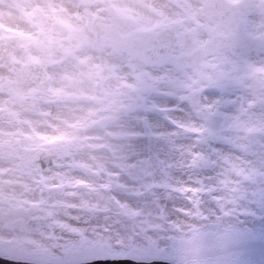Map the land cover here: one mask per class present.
<instances>
[{
  "label": "rangeland",
  "instance_id": "1",
  "mask_svg": "<svg viewBox=\"0 0 264 264\" xmlns=\"http://www.w3.org/2000/svg\"><path fill=\"white\" fill-rule=\"evenodd\" d=\"M167 31L179 43L174 57L149 65L152 36ZM179 54H192V66L177 68ZM220 78L233 101L221 111L246 129L243 135L258 137L264 127V0H0V167L14 166L13 196L30 190L51 217L26 232L56 248L73 228L91 230L99 208L112 217L106 226L113 231L104 234L110 240L117 227L159 235L163 224L143 203L157 181L151 170L133 168L135 123L145 104L166 107L173 95H196L215 111ZM174 115L196 123L183 112ZM99 120L102 128H96ZM14 123L33 136L17 139ZM92 135L104 147L93 146ZM78 179L88 186L75 187ZM55 180L58 192L49 184ZM128 242L126 235L123 246Z\"/></svg>",
  "mask_w": 264,
  "mask_h": 264
},
{
  "label": "snow or ice",
  "instance_id": "2",
  "mask_svg": "<svg viewBox=\"0 0 264 264\" xmlns=\"http://www.w3.org/2000/svg\"><path fill=\"white\" fill-rule=\"evenodd\" d=\"M227 88L224 78L216 81L215 111L196 95H173L166 107L145 104L135 123L133 168L151 170L157 181L143 203L162 222L160 234L117 227L106 241L113 229L106 226L112 217H104L103 227L73 228L72 239L56 245L52 264L130 260L101 255L123 247L126 235L153 253L136 264H264V127L258 137L243 135L246 129L221 111L233 103ZM177 112L196 123L181 121Z\"/></svg>",
  "mask_w": 264,
  "mask_h": 264
},
{
  "label": "flooded vegetation",
  "instance_id": "3",
  "mask_svg": "<svg viewBox=\"0 0 264 264\" xmlns=\"http://www.w3.org/2000/svg\"><path fill=\"white\" fill-rule=\"evenodd\" d=\"M167 32H165L164 34H161L160 32L154 33L152 38H155V41L153 43L159 44L160 39L163 40L164 38H166ZM188 55L190 57V55L192 54H188ZM180 57H181V54H179L178 58L174 61V64L177 68H178ZM18 143H21V142H18ZM40 149H39L40 152L37 151L36 149H34V151L41 153L40 155H43L44 153L43 147ZM37 161L39 162V160ZM47 162L48 161L41 160V165L45 166ZM12 170H15L13 165L11 166L7 165L4 167H0V235H6L8 237L5 239L11 240V241L13 239L14 241L12 242L17 241V243L20 241H27L28 243H34V244H36L37 241L42 242L38 239V234H30L29 232H26V229L27 227L31 229V228H34L35 226L40 225L46 217L47 218L45 221L50 222L51 217L50 216L44 217V214L42 213V208L44 207L43 200L39 196L37 198H33V197L30 198L28 196V194L30 193V190L26 188H22L20 191V194L18 193L17 196H13L14 193L12 190H18V189L16 187L17 184H16L15 177L9 176ZM24 179L26 180L27 178H24ZM33 179L39 180L40 178L38 176H34ZM74 182L75 181H73V183ZM77 182L75 184V187L78 186L79 188L84 189L85 187L88 186L86 181L77 180ZM49 184L50 185L53 184L54 189H56L55 191L57 192L59 191L60 188H59L58 181L55 180L53 183H49ZM12 185L16 189H13ZM68 186H69L70 191H72L73 189L70 188L72 186L70 185ZM21 187H23V185ZM67 199H70V198H67ZM105 212L106 210L96 208L94 213L92 214V218L97 221V219L95 218L100 217V220L97 222L101 223L104 221Z\"/></svg>",
  "mask_w": 264,
  "mask_h": 264
},
{
  "label": "water",
  "instance_id": "4",
  "mask_svg": "<svg viewBox=\"0 0 264 264\" xmlns=\"http://www.w3.org/2000/svg\"><path fill=\"white\" fill-rule=\"evenodd\" d=\"M166 38L170 41L169 47L164 53L160 51V45L156 44V49H153L147 55V62L150 64L165 63V61L178 48L177 37L174 34H167ZM173 38V39H172ZM184 59V57H183ZM187 62L186 59H184ZM189 64V62H187ZM191 66V63L190 65ZM179 67H183V64ZM152 251L147 248L133 247L130 243V248L127 250L111 251L110 248L104 250L101 255L115 259H130V260H100L94 264H136L135 261H148L152 258ZM254 257L259 260L261 253L259 246L256 247ZM53 257L47 256L45 252H37L36 250H27L18 244L5 246L3 241H0V264H52ZM135 260V261H133Z\"/></svg>",
  "mask_w": 264,
  "mask_h": 264
},
{
  "label": "bare ground",
  "instance_id": "5",
  "mask_svg": "<svg viewBox=\"0 0 264 264\" xmlns=\"http://www.w3.org/2000/svg\"><path fill=\"white\" fill-rule=\"evenodd\" d=\"M62 1V0H61ZM60 9L67 15V16H69V14L71 13L70 12V7L68 6V5H66V4H64V3H62V4H60ZM65 21H68V20H65ZM155 24V23H154ZM173 39V38H172ZM160 42H159V45L160 46H163V45H161V44H163V43H170V41H168L167 40V38H164L163 40H159ZM176 44L178 45L179 43L178 42H176ZM187 56H189L188 54H186ZM68 68H69V66H68ZM27 76H28V78H34V75H32L31 73H29L28 72V74H27ZM34 85V84H33ZM33 85H31V87L32 88H34V86ZM37 89H38V92L39 93H37L36 95H37V97H40L41 95H42V91L40 90V88L39 87H37ZM44 92H45V90H44ZM67 94H70V92L68 91V90H66L65 92H64V94L62 95V98H65V97H67ZM76 96H81V95H76ZM162 98V97H161ZM62 108L60 107V109L58 108V111L56 110V112H60V110H61ZM74 109L78 112V113H80L81 111H82V109L80 108V107H78V106H75L74 107ZM63 111V110H62ZM65 112V111H64ZM13 119L12 120H17V119H20L21 117H19V116H15V115H13V117H12ZM28 122H30V121H28ZM98 123V125H96V128H102V126L101 125H103L102 124V121L101 120H99V121H97ZM47 124L48 125H53V124H51L50 122H47ZM19 126V125H18ZM20 126H22V125H20ZM53 126H55V125H53ZM3 131H5V135L9 138V139H11V136H10V134H9V131L7 130V129H4V130H2L1 131V133H3ZM14 133H15V136H16V138L17 139H19V140H23L22 138H30V137H32L33 136V134L32 133H28V134H26V135H24V134H22V132L24 131V130H19V129H17V124H15L14 123ZM128 134L129 135H132L133 133L132 132H128ZM88 135H90V134H88ZM88 135H86L87 136V139L89 140V137H88ZM94 138H96L94 135H92ZM20 137H22V138H20ZM0 138H2V137H0ZM93 138V139H94ZM36 140H37V142H38V138L36 137L35 138ZM91 139L90 141L91 142H93L95 145H93V146H95V147H98V148H100V147H104V142L102 141V139ZM41 140H43V138H40V141ZM45 143L47 142V143H49L50 141H54L53 139H47V140H43ZM36 142V143H37ZM110 146V145H109ZM33 151H34V149H33ZM15 155V154H14ZM105 178V177H104ZM78 180H82V179H78ZM78 183V182H77ZM76 184V183H75ZM60 236V235H59ZM8 236H6V235H0V241H3V243H4V245L5 246H9V245H11V244H18V245H20V246H22L23 248H25V249H27V250H31V251H33V250H36L37 252H45L46 253V255L47 256H50V257H53V258H55V256L57 255V251H56V248H54L52 245H51V243H45V242H39V241H37V243L35 244L37 247L36 248H34V247H32L31 245H30V243H28L27 241H20L19 239V241L20 242H18L17 243V241H15V242H12V241H14L13 239H12V241L11 240H6L5 238H7ZM105 237V240L106 241H111L110 239H108V238H106V236H104ZM67 238V240H64V242H62V244L63 243H66V242H68V241H70L71 239H72V237H70V236H67L66 237ZM40 244V245H39ZM133 247H137V248H145L143 245H142V243L140 242V241H137L136 242V244H133ZM126 248H130V241L127 243V245L126 246H123V247H121V248H116L115 246H113V247H110V250L113 252V251H120V250H122V249H126Z\"/></svg>",
  "mask_w": 264,
  "mask_h": 264
}]
</instances>
